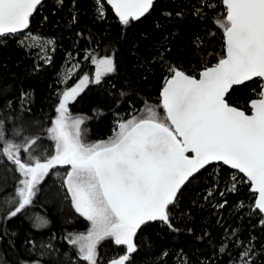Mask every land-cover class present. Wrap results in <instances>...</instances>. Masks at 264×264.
<instances>
[{
    "label": "snow or ice",
    "instance_id": "snow-or-ice-1",
    "mask_svg": "<svg viewBox=\"0 0 264 264\" xmlns=\"http://www.w3.org/2000/svg\"><path fill=\"white\" fill-rule=\"evenodd\" d=\"M64 2L55 0V5L59 9ZM43 3L44 0H0V38H16L29 29L31 18ZM101 3L97 0L103 17ZM154 3L155 0H107L124 26L139 21ZM222 4L226 12L223 20L216 23L223 31L225 53L215 65L199 72L198 78L167 63L166 53L171 52L169 35L157 39L160 47L152 60H158L169 73L160 91L163 115L156 107L148 106L131 118L117 119L107 139L87 141V129L82 127L86 118L74 116L69 105L90 83L100 84L104 76L116 71L114 57L110 56L92 59L96 66L93 79L83 75L74 86L61 92L55 116L46 129L28 135L24 123H10V116L0 114V159L18 173L11 190L0 181V220L16 217L31 206L40 185L52 173L66 188L65 199L70 207L88 223L85 232L69 233L66 238L79 260L99 264V248L110 240L114 246H123L124 252L107 264H130L132 254L138 251V231L160 222L172 232H180L174 219L183 212L178 200L182 189L202 182V170L220 164L235 171L230 177L223 173L208 177L212 183L205 186L207 194L202 198L213 209H223L227 200L215 204L209 200L214 190L231 180L234 183L230 191L237 192V184L246 179L250 190L258 194L253 211L260 215L259 223L264 226V0H222ZM71 23H76L75 14ZM19 42L23 46L24 41ZM48 43L54 45L55 41ZM40 59L52 62L51 56ZM39 68L37 64L34 70ZM74 68L69 69L68 79ZM247 82L256 84L251 89L255 98L246 102V112L230 103L229 94L234 86ZM6 95L0 87V113L12 107L13 101L4 99ZM30 99L29 93L21 91L17 101L21 115L31 111L27 107ZM45 140L50 143L45 144ZM58 166H68L70 170L61 176L54 171ZM236 173L242 174L239 180ZM219 194L224 196L223 191ZM196 203L195 199L190 202L193 206ZM48 223L46 218L34 217L35 227H46ZM187 231L191 233L192 229ZM238 233V229L233 230L235 239L231 243H225L222 237L218 251L236 248L235 264H253L255 238L250 236L244 241ZM206 236L210 233L196 239ZM170 255L176 264H191L182 247L176 253L163 252L165 257Z\"/></svg>",
    "mask_w": 264,
    "mask_h": 264
},
{
    "label": "trees",
    "instance_id": "trees-1",
    "mask_svg": "<svg viewBox=\"0 0 264 264\" xmlns=\"http://www.w3.org/2000/svg\"><path fill=\"white\" fill-rule=\"evenodd\" d=\"M100 8L103 17L99 15L97 0H65L59 9L55 0H44L26 32L17 34L16 38H0V87L7 93L4 99L13 101L12 107H5L0 114L10 116V123H24L28 127L26 134L34 135L50 126L48 122L55 116L54 108L63 90L74 86L83 75L94 78V57H114L116 71L104 76L100 84L90 83L69 105L74 116L86 118L82 127L87 129L88 142L107 139L117 119H128L148 106L156 107L163 115L159 107L160 91L169 73L158 60H152L160 47L159 37H170L171 52L166 53L167 63L191 75L198 76L225 53L223 31L216 23L223 20L226 12L222 0H156L148 14L128 26L120 23L105 0ZM177 12L183 15L178 16ZM73 14L76 23H71ZM29 33L55 41L45 52L52 57L51 64L40 59L45 56L40 42ZM20 40L24 41L23 46ZM69 62H74L78 68L67 83H63L62 73ZM37 64L40 65L38 71L34 70ZM255 84L247 82L234 86L229 94L230 103L247 112L246 102L255 98L251 91ZM21 91L31 95L27 105L31 111L22 115L17 103ZM48 143L45 140V144ZM12 168L0 159V181L9 190L18 176ZM67 169L68 166H58L54 171L63 176ZM234 171L220 164L202 170L205 179L185 186L182 197L178 196L183 212L175 217L174 225L181 231L172 232L160 222L142 227L136 237L138 251L132 254L130 264H176L174 256L165 257L163 252L176 253L181 247L191 258V264H235L236 248L225 253L218 249L222 237L225 243L235 239L232 232L236 229L244 241L250 236L255 238L253 264H264V226L259 223L260 215L253 211L256 194L250 190L246 179L237 184V192L230 191L234 183L231 180L214 190L209 200L213 204L227 200L223 209H213L209 201L202 198L207 194L205 186L212 183L208 177L214 173L230 177ZM236 175L238 180L242 177V174ZM221 191L224 196L219 194ZM65 194L66 188L50 173L31 206L16 217L0 220V264H35L36 261L40 264H85L74 254L76 250L66 238L69 233L85 232L88 223L70 207ZM193 199L197 201L195 206L190 204ZM34 217L46 218L49 223L46 227H35ZM189 228L191 233L187 231ZM205 232L210 236L196 239ZM99 251V264H107L123 253L124 247L114 246L108 240L102 242Z\"/></svg>",
    "mask_w": 264,
    "mask_h": 264
},
{
    "label": "rangeland",
    "instance_id": "rangeland-1",
    "mask_svg": "<svg viewBox=\"0 0 264 264\" xmlns=\"http://www.w3.org/2000/svg\"><path fill=\"white\" fill-rule=\"evenodd\" d=\"M31 37L34 39V40H36V41H38V42H40V45H41V52L43 53V55L45 54V56H46V47L48 46V45H50L49 43H48V41L50 40V39H48V38H45V37H42V36H38V35H31ZM94 58H96V57H94ZM103 58V57H102ZM96 59H99L98 57L96 58ZM74 66H76L75 65V63L74 62H69L68 64H67V66L65 67V69H64V71H63V81L64 80H68V76H69V69L70 68H74ZM74 70H75V68H74ZM91 80V79H90ZM138 114H140V113H138ZM137 114V115H138ZM131 118V117H130ZM70 170V168L68 167V169H67V171H69Z\"/></svg>",
    "mask_w": 264,
    "mask_h": 264
},
{
    "label": "water",
    "instance_id": "water-1",
    "mask_svg": "<svg viewBox=\"0 0 264 264\" xmlns=\"http://www.w3.org/2000/svg\"><path fill=\"white\" fill-rule=\"evenodd\" d=\"M106 1V3H107V0H105ZM156 1V0H155ZM110 6V8H111V5H109ZM112 9V8H111ZM113 10V12L115 13V11H114V9H112ZM116 15V14H115ZM28 30V29H27ZM27 30H25V32L27 31ZM215 65V64H214ZM213 66V65H212ZM204 70V69H203ZM202 70V71H203ZM186 74H189V73H186ZM191 75V74H190ZM197 78H198V76H197ZM258 79V78H257ZM244 110V109H243ZM250 114V113H249ZM256 194V193H255ZM256 199H258V194H256Z\"/></svg>",
    "mask_w": 264,
    "mask_h": 264
}]
</instances>
